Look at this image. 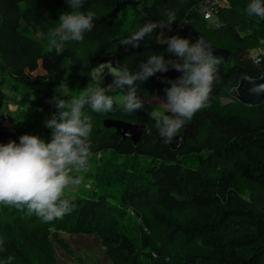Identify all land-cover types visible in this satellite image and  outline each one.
<instances>
[{
    "label": "trees",
    "instance_id": "16d2710c",
    "mask_svg": "<svg viewBox=\"0 0 264 264\" xmlns=\"http://www.w3.org/2000/svg\"><path fill=\"white\" fill-rule=\"evenodd\" d=\"M202 1L87 0L82 10L95 14L93 30L82 41L65 44L58 56L49 40L33 37L22 22L31 18L45 33V24L70 11L65 0H0V78L17 90L31 91L46 108L53 96L67 99L70 92L85 89L75 90L74 84L65 90L68 75L83 79L87 70L91 82L92 68L102 63H127L133 70L151 52L174 58L164 51L166 44L159 43L160 28L136 48L120 43L144 22L163 19L166 12L176 21L171 31L165 29L163 39L178 35L194 42L187 34L175 33L188 22L205 39L219 35L217 40L231 42L225 49L232 54L227 65L220 61V83L214 86L208 107L182 129L184 138L177 149L161 142L147 106L134 114L118 109L103 116L89 114L91 156H104L89 171L97 179V198L64 195L74 210L50 223H42L24 208L0 206V217L20 223L14 222L6 240L0 241V264H60L54 247L66 252L61 232L95 236L112 264H264V103L243 105L227 93L240 78H258L264 72L263 55L258 62L248 57L249 50L264 43V21L244 14L247 0H223L224 8L216 12L221 25L213 28L195 9ZM180 75L170 67L137 82L141 98L162 99L163 89L170 87L167 81ZM108 78V74L103 78L102 87L109 85ZM18 96L7 93L0 83V143L17 141L2 122L12 117L7 106L18 103ZM226 97L231 103L222 104L219 99ZM106 118L144 125L146 131L134 144L105 128ZM107 155L123 164L108 168L115 159Z\"/></svg>",
    "mask_w": 264,
    "mask_h": 264
},
{
    "label": "clouds",
    "instance_id": "9594fccd",
    "mask_svg": "<svg viewBox=\"0 0 264 264\" xmlns=\"http://www.w3.org/2000/svg\"><path fill=\"white\" fill-rule=\"evenodd\" d=\"M65 2L70 11L61 12L56 20L58 23L49 31V45L58 56L64 51L65 44L82 41L95 24V14L82 10L87 0ZM219 2L221 5L217 11L224 8L223 0ZM201 3L195 6L198 15L216 28L219 25L217 11L206 20L199 10ZM244 14L264 21V0H247ZM175 21L176 16L166 12L163 19L144 22L120 43L136 48L146 37L151 38L157 28L171 31ZM159 43L166 44L164 51L174 58L165 59L163 53L151 52L133 70L127 63L115 66L111 62L102 63L92 68L91 84L78 95L67 99L53 96L50 103L56 111L44 121V126L50 130L47 141L36 135L24 134L18 137V142L0 143V206L24 208L42 223H50L72 213L74 205L64 198V191L82 179L72 173L82 172L88 167L92 131L89 114L103 116L116 111L117 106L123 114L145 110V103L149 101L141 98L137 82L165 72L170 67L181 75L167 81L170 87L163 89L162 99L152 97L151 102L156 104L147 114L154 121L163 144L170 145L174 138L179 141L181 130L198 111L208 107L214 86L220 83V59L199 37L190 42L188 38L173 35ZM256 57L257 52L253 58ZM251 61L254 62V59ZM105 69L112 80L108 86L102 87ZM249 83L252 85L249 89L251 94H264V83L251 79ZM112 91L121 93L118 99L107 94Z\"/></svg>",
    "mask_w": 264,
    "mask_h": 264
},
{
    "label": "rangeland",
    "instance_id": "374dc122",
    "mask_svg": "<svg viewBox=\"0 0 264 264\" xmlns=\"http://www.w3.org/2000/svg\"><path fill=\"white\" fill-rule=\"evenodd\" d=\"M207 0H203L202 2H205ZM31 15V14H30ZM123 17V16H122ZM129 19V15L127 14V18ZM24 27L27 29L28 33L31 34L33 37L37 38L38 40H49V31L56 26L58 21H54L53 24H45L46 25V31L45 33L42 31V28L39 27L36 23L32 21L31 18H29L26 21L22 22ZM219 27L220 21L218 22ZM125 27L126 26V21H125ZM216 27V28H217ZM164 33L165 29L159 31L158 33V39L162 40L164 38ZM219 35H211L206 39L211 45L217 47H224V48H231L230 44L231 42L227 41H221L217 40L216 37ZM260 46H263V43H261ZM254 46L251 50H249V57L251 59H254L253 57L256 55V51ZM255 48V49H254ZM66 77V75L64 76ZM68 79H66V85H63L62 87L66 90L69 89L72 85L76 84L74 86L75 90L80 89V88H86L87 83L91 84L89 82L88 78V72L87 70L84 71L83 73V79H79L77 77H72L71 75L67 76ZM109 79V80H108ZM106 81L108 84L111 83V78H108ZM0 83H3L4 90L7 93H13L16 92L19 96V102L17 103H8L7 110L8 112L11 113V116L14 118H9V120H6V122H2L3 125H5L8 128L9 133H14L16 135V139L18 142V137L21 132H29V131H34L38 128L44 127L42 131L40 132H31L29 135H36L39 136L40 138L44 139L47 141V136L49 135V130L44 126V121L47 118H50L51 114H53L56 109L53 105H49L46 108L42 104L38 102V96L34 95L31 91L25 90L23 88H18L15 87L14 84H12L10 81L6 79H1L0 78ZM86 84V85H85ZM68 86V88H67ZM234 88V87H232ZM232 88H227V93H231ZM76 93L80 92H70V94H67V98L73 97ZM111 93H109L110 95ZM114 99H118L119 95H116L113 97ZM231 98L226 97V98H220L219 101L222 104H227L231 103ZM149 101V103H145V106L148 107V110L151 107H154L156 102L155 101ZM52 109H55L54 112H51ZM118 109V107H117ZM28 112L26 113V111ZM253 110V109H252ZM49 132V133H48ZM108 158L115 159L111 155H107ZM104 156L103 155H97L96 157L91 156L89 157V163L88 167L86 170L82 172H73V176H79L81 177V181L78 184L70 185L68 188L65 189L64 195L70 196L72 198H78V197H84L88 198L93 195V198H97V193L99 192L96 180L92 174L89 175V171L95 170L99 165L97 163H100V160H102ZM129 159H127L128 161ZM142 163V162H140ZM120 164H123V161L121 159L119 160H114L111 162L109 165H107L108 168L111 169H117ZM105 167V166H104ZM102 167V169L104 168ZM132 168L127 167L125 169H130ZM120 171V170H118ZM112 180V179H110ZM104 183V182H102ZM96 191V192H95ZM98 191V192H97ZM111 203H114L112 199H108ZM134 221V220H133ZM19 225V221L16 219H7V215L5 217H0V241L6 240L8 236V230L10 227L13 225ZM138 223V222H137ZM133 225H137L133 223ZM5 226H7L5 228ZM35 226V225H34ZM5 230V231H4ZM154 231H158V227H154ZM60 237L64 239L66 242V252L61 249L58 246H55V252L57 259L59 260L60 264H112V261H110L106 256L103 254V248L101 247L98 239L93 236V235H82V234H69V233H60ZM2 247H0L1 249ZM2 251H0L1 254Z\"/></svg>",
    "mask_w": 264,
    "mask_h": 264
},
{
    "label": "water",
    "instance_id": "95a60500",
    "mask_svg": "<svg viewBox=\"0 0 264 264\" xmlns=\"http://www.w3.org/2000/svg\"><path fill=\"white\" fill-rule=\"evenodd\" d=\"M175 33L176 34H187L190 37H192L194 40L199 37L206 44V46H209L213 49L214 51L213 54L218 59H220V61L223 62L225 65H227L230 59L232 58V54L229 50L211 45L203 37V35L199 31H197L192 25H190L188 22L181 23L177 27ZM106 75H107V69H105L103 78ZM250 79L255 81L256 83H264V72L261 73V75L258 78H248V77L240 78L237 85L234 88H232L230 96L243 105L256 106L261 103H264V94L254 95L249 92V89L252 86L249 83ZM103 126L107 129L113 128L116 134H119L123 139L129 138L134 144L138 143L141 134L146 131V128L144 125L129 123L126 121H122L119 119H113V118L104 119ZM182 132L183 130H181L179 134V141L177 142L174 138L173 142L170 144L172 149H177L179 147L182 138H184L183 136L184 132L183 134Z\"/></svg>",
    "mask_w": 264,
    "mask_h": 264
},
{
    "label": "built area",
    "instance_id": "2783aa9c",
    "mask_svg": "<svg viewBox=\"0 0 264 264\" xmlns=\"http://www.w3.org/2000/svg\"><path fill=\"white\" fill-rule=\"evenodd\" d=\"M220 5L221 3L219 0H207L199 5V10L203 18L208 20L217 11ZM256 52L258 57L254 58V62H258L261 55L264 56V49H262V47L257 48Z\"/></svg>",
    "mask_w": 264,
    "mask_h": 264
},
{
    "label": "bare ground",
    "instance_id": "6f19581e",
    "mask_svg": "<svg viewBox=\"0 0 264 264\" xmlns=\"http://www.w3.org/2000/svg\"><path fill=\"white\" fill-rule=\"evenodd\" d=\"M93 199H95V198H93Z\"/></svg>",
    "mask_w": 264,
    "mask_h": 264
}]
</instances>
